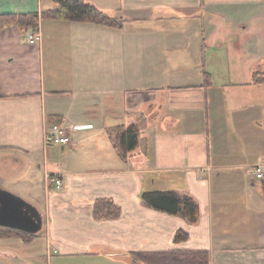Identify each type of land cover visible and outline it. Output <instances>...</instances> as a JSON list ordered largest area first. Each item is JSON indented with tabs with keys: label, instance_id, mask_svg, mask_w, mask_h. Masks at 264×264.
<instances>
[{
	"label": "crops",
	"instance_id": "crops-1",
	"mask_svg": "<svg viewBox=\"0 0 264 264\" xmlns=\"http://www.w3.org/2000/svg\"><path fill=\"white\" fill-rule=\"evenodd\" d=\"M86 1L122 27L42 18L36 43L0 28V187L40 213L46 263L205 249L209 264H264V0ZM55 6L0 0V13ZM57 120L68 143L45 142ZM149 190L189 194L198 220L147 206ZM99 199L118 214L97 215Z\"/></svg>",
	"mask_w": 264,
	"mask_h": 264
},
{
	"label": "trees",
	"instance_id": "trees-1",
	"mask_svg": "<svg viewBox=\"0 0 264 264\" xmlns=\"http://www.w3.org/2000/svg\"><path fill=\"white\" fill-rule=\"evenodd\" d=\"M55 8L47 9L41 14L38 12L25 13H0V28L6 25H16L22 32L35 30L39 26L40 19H53L64 21H86L105 26L121 28L122 20L111 16L86 0H51ZM252 83H264V74L254 73ZM58 121V120H57ZM59 122V121H58ZM139 129L137 125L130 124L118 131V145L120 153L125 156L138 144ZM264 188V180H263ZM142 201L149 207L169 214H180L188 222L198 220L199 210L196 201L187 193L174 190H149L142 193ZM95 213L99 216L118 214L119 209L111 201L99 199L95 203ZM15 234L30 240L34 235L26 234L7 228ZM187 238V233L178 230L175 239L180 241ZM133 261L145 264H209V252L200 250H167L160 252L133 251Z\"/></svg>",
	"mask_w": 264,
	"mask_h": 264
},
{
	"label": "water",
	"instance_id": "water-1",
	"mask_svg": "<svg viewBox=\"0 0 264 264\" xmlns=\"http://www.w3.org/2000/svg\"><path fill=\"white\" fill-rule=\"evenodd\" d=\"M0 227L36 235L42 228V217L21 196L0 187Z\"/></svg>",
	"mask_w": 264,
	"mask_h": 264
},
{
	"label": "rangeland",
	"instance_id": "rangeland-1",
	"mask_svg": "<svg viewBox=\"0 0 264 264\" xmlns=\"http://www.w3.org/2000/svg\"><path fill=\"white\" fill-rule=\"evenodd\" d=\"M20 240L24 241L22 247L11 245ZM27 241L25 242V239L15 232L0 227V264H47L46 257L49 251L46 250L45 236L42 231L40 230L38 234ZM47 258L50 260V255ZM54 259L58 261L59 258Z\"/></svg>",
	"mask_w": 264,
	"mask_h": 264
},
{
	"label": "built area",
	"instance_id": "built-area-1",
	"mask_svg": "<svg viewBox=\"0 0 264 264\" xmlns=\"http://www.w3.org/2000/svg\"><path fill=\"white\" fill-rule=\"evenodd\" d=\"M28 39L30 43L38 42L40 39V34L34 30L32 33L28 34ZM69 126L60 123L55 122L52 123L49 127V129L45 133V142L49 144H64L68 143L70 141V136L68 133ZM254 177L257 179H263L264 178V164L257 165L254 168ZM55 186L58 188L61 185L60 179H53Z\"/></svg>",
	"mask_w": 264,
	"mask_h": 264
}]
</instances>
